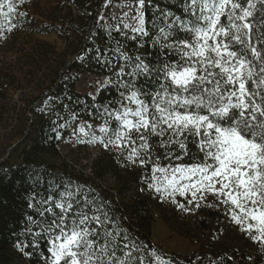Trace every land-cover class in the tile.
Returning a JSON list of instances; mask_svg holds the SVG:
<instances>
[{"label": "snow or ice", "instance_id": "obj_1", "mask_svg": "<svg viewBox=\"0 0 264 264\" xmlns=\"http://www.w3.org/2000/svg\"><path fill=\"white\" fill-rule=\"evenodd\" d=\"M24 3L0 0V41L6 42L27 18ZM125 4L129 10L108 27L138 49L151 40L153 51L133 55L115 41L118 63L101 61L111 66L115 79L101 83L116 87L121 100L96 108L99 126L78 124L73 135L80 143L115 150L124 166L152 162V178L145 180L158 198L178 203L177 196L190 195L187 203L199 207L198 194H212L231 206L236 226L264 244V0H183L180 15L153 0ZM146 6L155 9L151 31ZM55 99H44L40 111H51ZM52 123L57 139L58 129L70 126ZM152 137L167 149L163 159L168 164L159 163V155L153 161ZM189 141L202 158L172 163L188 155ZM28 207L38 216L27 217L34 241H18L17 248H39L45 239L44 264H174L123 229L109 202L83 184L68 181L55 192L50 187L46 198L33 195Z\"/></svg>", "mask_w": 264, "mask_h": 264}, {"label": "trees", "instance_id": "obj_2", "mask_svg": "<svg viewBox=\"0 0 264 264\" xmlns=\"http://www.w3.org/2000/svg\"><path fill=\"white\" fill-rule=\"evenodd\" d=\"M109 3L125 4V0H25L21 10L28 13L27 18L6 42L0 41V264H44L48 247L45 239H40V246L35 249L28 246L18 250L17 243L31 245L34 241L27 232V217L38 218L36 210L28 207L33 195L37 200L46 198L50 187L55 192L57 185L62 189L68 181L94 189L109 202L112 216L123 229L174 264H264V244L255 245L250 239L202 246L198 252L186 256L155 246L154 215L162 211L163 205L145 180V177L151 180L152 162L144 167L124 166L118 152L104 149L83 166L70 164L56 153L73 128L95 118V109L101 106L91 96L76 91L81 77L89 74L104 81L115 79L111 66L101 62L118 63L112 51L115 47L105 44L99 24V16ZM153 3L166 6L177 15L182 13L183 0H153ZM145 12L151 31L155 9L146 6ZM40 37H54L61 45L57 47L55 42ZM118 40L133 55L153 51L151 40L139 49L136 42L121 35ZM81 55L84 60L78 59ZM106 89L119 95L114 86ZM49 96L58 99L50 102L51 111L42 113V102ZM73 113L77 114L75 120ZM61 116L63 120L59 119ZM53 120L67 121L70 125L58 129L60 139L52 130ZM159 143V137L151 138L153 161L159 155V163L168 164L163 159L167 149L159 148ZM175 150L180 154L178 148ZM198 156L202 158L189 141L188 155L183 161L172 163L190 164ZM205 216L209 222L224 223V216L218 212L211 211ZM204 229L209 231V226L206 224Z\"/></svg>", "mask_w": 264, "mask_h": 264}, {"label": "rangeland", "instance_id": "obj_3", "mask_svg": "<svg viewBox=\"0 0 264 264\" xmlns=\"http://www.w3.org/2000/svg\"><path fill=\"white\" fill-rule=\"evenodd\" d=\"M128 10L126 4L109 3L105 5L99 16V24L103 30L105 44L113 47L116 46L115 41L119 39L120 34L115 31L114 27L109 28L108 26H115L122 13ZM101 16L104 17L103 20L100 19ZM114 17L117 19H114ZM40 39L51 43L55 42L57 47L61 45V42L57 41L54 37H40ZM103 81L102 79L85 74L77 84L76 91L91 97L95 96L101 105L113 99H117V101L121 100L120 95H112L106 89V85H102L101 82ZM114 107H119V104L114 105ZM84 122L91 123L96 128L102 121L96 118H88L79 124H83ZM102 150L104 148L99 144L80 143L72 131L60 146L56 148V153L70 164L85 166L95 159ZM152 175L153 173H151V178ZM198 197L195 203H198L199 207L187 203L191 199L190 195L185 197L177 196L176 200L178 203L170 199H162V211L154 215L152 243L155 246L168 252L186 256L198 252L202 246H211L218 243L223 245L232 244L241 239H250L240 227L231 221L228 211L229 207H231L230 205L226 206L220 203V200L210 193H205L203 196H199L198 194ZM178 205H184V208L182 209ZM211 211L218 212L224 216L223 225L207 220L205 215ZM203 218H206V220ZM202 220H204L203 223ZM206 224L209 226V231L204 229ZM250 242L255 245L259 244L252 240ZM202 254L204 255L203 252Z\"/></svg>", "mask_w": 264, "mask_h": 264}]
</instances>
